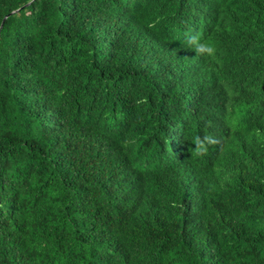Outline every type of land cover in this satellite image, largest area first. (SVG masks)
<instances>
[{"label":"trees","instance_id":"trees-1","mask_svg":"<svg viewBox=\"0 0 264 264\" xmlns=\"http://www.w3.org/2000/svg\"><path fill=\"white\" fill-rule=\"evenodd\" d=\"M10 13L0 264H264V0H0Z\"/></svg>","mask_w":264,"mask_h":264},{"label":"clouds","instance_id":"clouds-1","mask_svg":"<svg viewBox=\"0 0 264 264\" xmlns=\"http://www.w3.org/2000/svg\"><path fill=\"white\" fill-rule=\"evenodd\" d=\"M186 43L197 55L214 57L216 54V47L213 43L202 39L199 33L188 34L185 37ZM215 142V138L210 135L203 137L196 136L193 141V154L196 157L207 155L208 146Z\"/></svg>","mask_w":264,"mask_h":264},{"label":"water","instance_id":"water-1","mask_svg":"<svg viewBox=\"0 0 264 264\" xmlns=\"http://www.w3.org/2000/svg\"><path fill=\"white\" fill-rule=\"evenodd\" d=\"M12 13H13V12H12ZM12 13H10V14H8L7 16L4 17V19L2 20V22H1V24H0V29L2 28L5 19L8 18Z\"/></svg>","mask_w":264,"mask_h":264}]
</instances>
